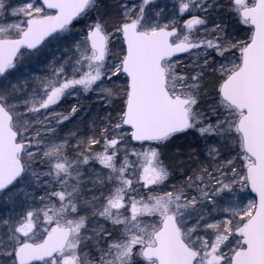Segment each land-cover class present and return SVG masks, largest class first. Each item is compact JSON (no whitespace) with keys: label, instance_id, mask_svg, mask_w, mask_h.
Listing matches in <instances>:
<instances>
[{"label":"snow or ice","instance_id":"6c2138e0","mask_svg":"<svg viewBox=\"0 0 264 264\" xmlns=\"http://www.w3.org/2000/svg\"><path fill=\"white\" fill-rule=\"evenodd\" d=\"M0 264H264V0H0Z\"/></svg>","mask_w":264,"mask_h":264},{"label":"rangeland","instance_id":"374dc122","mask_svg":"<svg viewBox=\"0 0 264 264\" xmlns=\"http://www.w3.org/2000/svg\"><path fill=\"white\" fill-rule=\"evenodd\" d=\"M159 3H168L171 4L172 0H158ZM186 17V16H185ZM77 27H79V25H77ZM57 55H59V53H56ZM87 100V98H85ZM99 109V105H97L95 108L91 109V111L95 112ZM190 139V138H189ZM177 144H183L184 143V138H182L179 141H176ZM96 167H99V165H97Z\"/></svg>","mask_w":264,"mask_h":264},{"label":"trees","instance_id":"16d2710c","mask_svg":"<svg viewBox=\"0 0 264 264\" xmlns=\"http://www.w3.org/2000/svg\"><path fill=\"white\" fill-rule=\"evenodd\" d=\"M65 107H68V105H65Z\"/></svg>","mask_w":264,"mask_h":264}]
</instances>
